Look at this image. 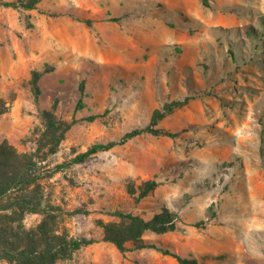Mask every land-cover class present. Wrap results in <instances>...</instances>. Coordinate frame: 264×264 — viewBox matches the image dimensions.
Masks as SVG:
<instances>
[{"label": "rangeland", "instance_id": "rangeland-1", "mask_svg": "<svg viewBox=\"0 0 264 264\" xmlns=\"http://www.w3.org/2000/svg\"><path fill=\"white\" fill-rule=\"evenodd\" d=\"M207 2L0 8V144L35 153L40 109L76 121L56 154L41 153L46 208L26 215V228L46 222L102 240L101 226L120 222L105 211L151 219L169 210L175 219L173 231L144 235L157 249L123 255L100 242L56 264H179L160 249L202 264H264V0ZM34 73L42 74L38 100ZM157 111L163 118L153 123ZM145 127L176 136L148 132L72 163L95 143ZM147 181L158 186L136 204L127 187Z\"/></svg>", "mask_w": 264, "mask_h": 264}, {"label": "trees", "instance_id": "trees-1", "mask_svg": "<svg viewBox=\"0 0 264 264\" xmlns=\"http://www.w3.org/2000/svg\"><path fill=\"white\" fill-rule=\"evenodd\" d=\"M43 0H0V8L36 10ZM204 4L209 7L207 0ZM42 74L34 73L32 86L39 99L41 91L38 82ZM83 107L81 101L78 103ZM173 106H181L180 102L165 105V110L171 112ZM55 108V107H54ZM44 132L37 141V150L31 154H21L7 141L0 144V261L7 264H56L59 260L70 259L74 253L91 247L100 242L113 244L123 255L128 252L157 249V247L144 239L147 232L162 234L175 229L174 215L169 210L144 219L132 213L121 210L105 211L106 215L116 217L119 223L102 225L103 239L74 238L67 232L55 233L49 231L46 222L36 229H27L24 218L28 214L45 213V201L41 180L44 178L39 168L40 156L54 155L64 141L66 133L76 124V121L67 123L61 121L53 110L40 109ZM96 117H90L93 121ZM163 114L157 111L152 119L153 123L161 120ZM162 133L169 137L176 135L154 130L151 127L137 128L125 134L120 141L109 143H95L86 152L78 155L72 163L83 164L91 157L101 152H107L119 144L145 133ZM61 165L59 170L64 166ZM155 181L143 182L140 185L130 183L128 194L134 198L136 204L148 197L157 188ZM74 214H89L87 211L76 210ZM130 246V247H128ZM163 253L172 256L179 264H202L196 259L184 258L169 250L160 249Z\"/></svg>", "mask_w": 264, "mask_h": 264}]
</instances>
